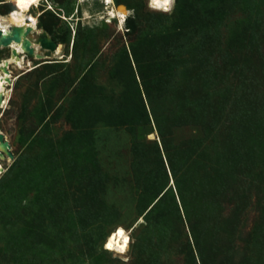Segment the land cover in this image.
Wrapping results in <instances>:
<instances>
[{"label":"rangeland","instance_id":"1","mask_svg":"<svg viewBox=\"0 0 264 264\" xmlns=\"http://www.w3.org/2000/svg\"><path fill=\"white\" fill-rule=\"evenodd\" d=\"M55 1L79 4L72 30L53 11L42 14L50 0L27 13L41 31L33 38L49 36L62 56L38 43L24 68H7L0 132L13 158L0 153V264H132L154 248L145 213L156 190L141 196L164 174L161 136L150 105L152 118L144 115L133 48L180 172L196 167L193 144L205 138L190 98L194 81L225 103L251 191L247 229L264 232V68L256 70L264 63V0H175L170 13L124 0L122 26L120 15L103 20L95 0ZM2 2L0 14L16 7ZM139 14L154 27L140 33ZM10 53L0 46V59ZM225 132L209 145L219 148ZM118 226L131 238L125 253L105 249Z\"/></svg>","mask_w":264,"mask_h":264},{"label":"trees","instance_id":"2","mask_svg":"<svg viewBox=\"0 0 264 264\" xmlns=\"http://www.w3.org/2000/svg\"><path fill=\"white\" fill-rule=\"evenodd\" d=\"M50 1L52 8H47L42 14L53 11L62 19L65 16L67 19L64 20L69 26L74 21L73 17H80L79 4L69 9L67 5ZM114 1L119 9H123L120 4H124V0ZM95 2L101 10L99 0ZM137 25L140 33L154 27L145 14H139ZM132 57L139 69L136 76L142 89L144 115L152 118V110L161 136V143L156 140L155 146L160 154V166L162 164L164 169L159 180L152 177L153 187L141 196L145 199L148 190H156L154 198L147 203L150 207L145 213L148 222L152 220L151 224H155L154 248L145 253L140 249L132 264H264V232L247 229L251 191L244 177L242 158L236 150L235 132L238 130L231 122L225 103L218 98L207 97L202 89V81H194L190 98L200 117L205 138L193 144L198 149L195 154L196 167L180 172L154 112L148 80L141 70L142 58L134 48ZM262 68L264 63H259L257 72ZM222 128L227 132L220 140V147L214 148L209 143ZM206 143L208 149L200 148L201 144ZM144 155L142 153L140 158L142 164H145ZM255 231H259V234L254 235Z\"/></svg>","mask_w":264,"mask_h":264},{"label":"bare ground","instance_id":"3","mask_svg":"<svg viewBox=\"0 0 264 264\" xmlns=\"http://www.w3.org/2000/svg\"><path fill=\"white\" fill-rule=\"evenodd\" d=\"M81 1H88V0H81ZM5 2H11V0H3L2 3H5ZM14 10L18 11L17 7H13L11 9H9L6 13L0 14V17L5 18L2 22L7 26V32L2 30L3 34L5 36H9L10 34H12L13 27L21 29V39H20V41L19 42L12 41L11 44L6 46V47L11 48V53H10V55L8 57L0 59V84H2V87H3V90H4L3 93H0V103H2L3 101L7 100L8 96H9V90L7 89V86L9 85L8 79L10 77L9 71H7V68H9V65L10 64H14L17 67L24 68V59L26 57V53H28V51H29L28 48H27V43H30L31 47L32 46H36L39 49L37 40H35L31 34L32 33L40 34L41 31L39 30L38 27H36V25L32 24V21L30 19H28L27 11L23 13L24 22L22 24L12 23L9 14L12 11H14ZM109 13L112 16H114V15H118V16L119 15L120 16L123 15L125 17L127 15L128 11H127V9H119L116 6V8H109ZM27 28H30L31 31L28 34H25V31L27 30ZM2 46H4V45H2ZM62 47L63 46L61 44H58L56 50L54 51V53L56 55H59V57L62 56V54H61ZM28 62L30 63V61H28ZM0 108H2V107H0ZM7 150L8 149L3 144V142L0 141V153H3V152L7 153ZM2 171H3V164H2V162L0 160V172H2ZM120 229H122L124 231V236H126L128 238V243H127V245L125 247L126 250L123 252V253H125L127 251L128 247H129L131 238L129 236V233L122 226H118L113 231H111L107 235V237H106V239L104 241V244L106 245L109 241H111L114 246H113V248L110 251L117 252L116 251L117 241H119L120 245H124V237H121V236L117 235L118 230H120ZM114 237H115V239H113ZM105 249L108 250L106 247H105Z\"/></svg>","mask_w":264,"mask_h":264},{"label":"clouds","instance_id":"4","mask_svg":"<svg viewBox=\"0 0 264 264\" xmlns=\"http://www.w3.org/2000/svg\"><path fill=\"white\" fill-rule=\"evenodd\" d=\"M11 2L15 3L18 11L14 10L9 15L12 23L22 24L24 22L23 13L26 12L32 5H39L40 0H11ZM110 2V0H109ZM175 5V0H148V7L152 10L163 11L166 13H170ZM5 18L0 17V30L7 32V26L2 22ZM32 21V24L35 25L36 21L32 17H28ZM125 17L123 15L120 16V23L123 25ZM2 84H0V93H3ZM7 105V100L0 103V107H5ZM111 242V241H109ZM108 242V243H109ZM107 243V244H108ZM106 247V245H105ZM107 248V247H106ZM108 250H111L107 248ZM126 250V249H125ZM124 250V251H125ZM117 252L123 253L116 248Z\"/></svg>","mask_w":264,"mask_h":264},{"label":"water","instance_id":"5","mask_svg":"<svg viewBox=\"0 0 264 264\" xmlns=\"http://www.w3.org/2000/svg\"><path fill=\"white\" fill-rule=\"evenodd\" d=\"M12 34H10L9 36H5L3 34V31L0 30V46L4 45V46H8L9 44L12 43V41H16L19 42L21 39V29L20 28H16L13 27L12 29ZM31 31L30 28H27V30L25 31V34H28ZM37 42L41 45V47L55 51L57 48L58 43L55 42L52 38H50L49 36H38L37 38ZM27 48H28V52L29 54H33L34 53V48L30 46V43H27ZM0 141L3 142V144L6 146L7 150V154L10 158H13V153L10 151V145L9 142L4 138V134L2 132H0ZM172 182V180H171Z\"/></svg>","mask_w":264,"mask_h":264},{"label":"built area","instance_id":"6","mask_svg":"<svg viewBox=\"0 0 264 264\" xmlns=\"http://www.w3.org/2000/svg\"><path fill=\"white\" fill-rule=\"evenodd\" d=\"M99 3L101 5V11L102 12H106L104 14L106 15H103L102 16V19L105 20V21H112V19L116 18L118 15H114L112 16L110 13H109V8H116V4H115V1L114 0H99ZM52 8V7H51ZM64 18H66L65 16H63ZM71 18V17H70ZM67 19V18H66ZM125 19H126V16H125Z\"/></svg>","mask_w":264,"mask_h":264},{"label":"snow or ice","instance_id":"7","mask_svg":"<svg viewBox=\"0 0 264 264\" xmlns=\"http://www.w3.org/2000/svg\"><path fill=\"white\" fill-rule=\"evenodd\" d=\"M117 235H119L121 237H124V245H120L119 244V241H117V248H118V250L121 251V252H124L125 247H126V245L128 243V238L126 236H124V231L122 229L118 230ZM113 239H115V237ZM113 246L114 245H113L112 242H109L108 244H106V247L109 248V249H112Z\"/></svg>","mask_w":264,"mask_h":264}]
</instances>
